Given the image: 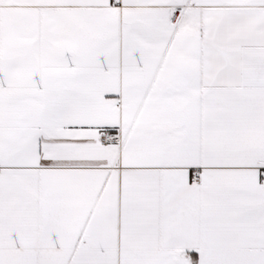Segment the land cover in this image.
I'll return each mask as SVG.
<instances>
[{"label": "snow or ice", "instance_id": "6c2138e0", "mask_svg": "<svg viewBox=\"0 0 264 264\" xmlns=\"http://www.w3.org/2000/svg\"><path fill=\"white\" fill-rule=\"evenodd\" d=\"M0 264H264V0H0Z\"/></svg>", "mask_w": 264, "mask_h": 264}]
</instances>
